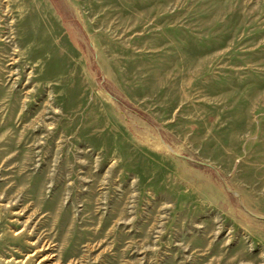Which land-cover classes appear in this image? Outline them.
I'll return each instance as SVG.
<instances>
[{
    "label": "rangeland",
    "instance_id": "374dc122",
    "mask_svg": "<svg viewBox=\"0 0 264 264\" xmlns=\"http://www.w3.org/2000/svg\"><path fill=\"white\" fill-rule=\"evenodd\" d=\"M0 264H264V0H0Z\"/></svg>",
    "mask_w": 264,
    "mask_h": 264
},
{
    "label": "water",
    "instance_id": "95a60500",
    "mask_svg": "<svg viewBox=\"0 0 264 264\" xmlns=\"http://www.w3.org/2000/svg\"><path fill=\"white\" fill-rule=\"evenodd\" d=\"M106 93L111 96V97H114L111 93H109L108 91H106Z\"/></svg>",
    "mask_w": 264,
    "mask_h": 264
}]
</instances>
